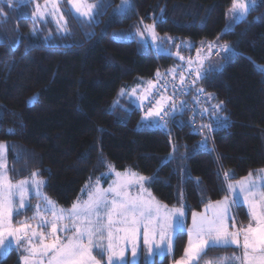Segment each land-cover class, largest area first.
Here are the masks:
<instances>
[{
  "label": "trees",
  "instance_id": "1",
  "mask_svg": "<svg viewBox=\"0 0 264 264\" xmlns=\"http://www.w3.org/2000/svg\"><path fill=\"white\" fill-rule=\"evenodd\" d=\"M89 1L106 7L100 19L86 22L65 10L61 33L50 23H41L51 31L42 32L32 21L33 0H0V141L8 145L11 180L37 172L46 181L47 196L65 207L111 163L118 171L149 177L159 202L183 204L190 213L224 198L228 181L264 169V72L254 66L264 64V0H254L230 31L223 29L232 0ZM144 24L193 44L183 51L190 55L200 41L216 37L234 50L222 69L205 65L200 71L205 78L195 76L189 91L203 89L209 106L223 102L222 110L209 111L206 120L220 116L227 126L197 134L189 110L179 108L184 101L162 126L158 117L143 120L141 105L119 98L124 87L147 80L155 84L160 70L196 72L174 67L177 58L139 40L136 32ZM34 96L38 100L30 105ZM234 213L237 227L249 220L242 205ZM186 242L187 233L177 232L173 252L152 264L181 258ZM219 257L233 258L225 264H239L234 259L239 251L232 246L207 248L198 264ZM0 264H20L16 251Z\"/></svg>",
  "mask_w": 264,
  "mask_h": 264
},
{
  "label": "snow or ice",
  "instance_id": "2",
  "mask_svg": "<svg viewBox=\"0 0 264 264\" xmlns=\"http://www.w3.org/2000/svg\"><path fill=\"white\" fill-rule=\"evenodd\" d=\"M69 3L81 17H94V5L87 4L85 0H69ZM249 9L250 4L246 3V0H232L229 11L234 14V20L239 21L246 16ZM60 19L63 20V16ZM231 28L232 24H229L227 30L230 31ZM60 30L65 31L63 27ZM145 31L151 34L155 43L157 39L155 26L146 25ZM138 35L143 39V32ZM212 46L209 45V48ZM221 47L226 52L224 59H228L227 54L234 50L227 44ZM200 51L198 50V56ZM176 55H179V52ZM180 59L184 58L181 56ZM188 63L191 65L193 61L189 60ZM189 74L191 75V72ZM172 75L175 77V71ZM205 75L199 70L196 72L197 79H204ZM157 76H160L159 71ZM192 83L195 84V81ZM180 84L182 88L185 86V77L182 73ZM153 87V82L149 81L148 88L144 90L145 94L138 96L141 106L146 101L151 103ZM199 91L202 93L203 89ZM186 93L187 90H185ZM175 94L174 88L173 96L161 95L148 108L143 119L158 117L163 122L162 126H167L168 121L164 117L170 116L174 119L177 113L175 103L171 104L170 110L166 108L169 100H175ZM130 95H136V90L133 89ZM37 100L38 96H34L28 103L31 105ZM221 105H214L211 109L212 113L222 110ZM179 108L181 110L184 108L183 102ZM208 112L209 109L206 107L201 115ZM216 121L218 126H227L218 116ZM205 128L212 130V125L202 124L201 129ZM206 142L207 137L202 144ZM2 147L0 145V148ZM167 162V160L162 161V165ZM108 170L110 173L114 172L116 176L109 188L99 187L101 178L107 175L102 174V177H97L96 186L88 192L87 200L81 201L78 197L70 209L57 210L55 201L45 196L43 208L38 203L33 216L14 222V217L21 215L22 210H30L28 200L31 189L35 190L39 198L45 182L37 179L39 175L37 172H33L30 179L12 182L7 174L6 162L0 153V251H8L15 242L17 247H22L28 254L21 257L23 264H102L105 258L107 264H127L124 246L130 244L134 258L132 264H138L135 258L138 256V240L142 235L143 246L149 256L146 264H152L151 257L171 253L173 232L183 230L180 222V218L184 215L183 204L169 209L167 205L157 201L145 187V181L149 180V177L127 169L124 173L115 171L111 164H108ZM260 171L264 172V169ZM224 175L226 180L232 179L230 173L225 172ZM252 175L249 173V177ZM136 186H139V192L133 195L132 190ZM85 187L89 186L85 185ZM227 188L229 193L233 194V199L230 201L226 195L214 205H208L213 209L210 217L201 215L197 222V213H193V227L188 230V245L184 249V256L175 261V264H198L199 259L206 254V248H227L231 245L237 248L242 246L243 264H264V191L259 192V200H257V185L255 182L249 183L248 178L237 181L236 184L228 183ZM237 188L239 195L243 196L245 203L249 206L250 222L246 228H238L235 220H230L229 217L230 206L235 203ZM261 188H264V182L261 183ZM49 213L51 220L47 219ZM32 222H35V227ZM49 225L50 232L45 231ZM68 232L71 234L67 235L66 239H62L59 235V233ZM37 237H39L38 244ZM97 248L101 252L99 258L94 254V249ZM231 259L233 258L219 257L209 264H225ZM234 259L240 258L234 257Z\"/></svg>",
  "mask_w": 264,
  "mask_h": 264
},
{
  "label": "rangeland",
  "instance_id": "3",
  "mask_svg": "<svg viewBox=\"0 0 264 264\" xmlns=\"http://www.w3.org/2000/svg\"><path fill=\"white\" fill-rule=\"evenodd\" d=\"M85 2L87 4L94 5V7H93V12L95 13L94 17H92V18L81 17L79 15V13H77L75 11V9L72 8V5L69 3V0H33V2H32V4H33V12L31 14V18H32V21L34 23H39L38 25H40L39 28H40V30L42 32H44V31L48 32L49 31L50 28L48 26L43 27V24L50 23V24L54 25V28L58 32L62 33L64 31H61L60 29H61V27H63L65 29L66 22H67V20H65V17H64V11L65 10H68L76 19L83 20V21H86V22H96L97 20L100 19L99 14H100V12H103L106 7L104 6L102 8H99L101 6V4H100V2H97V1H91L90 2L89 0H85ZM246 3L250 4V8H251L255 4V1L254 0H246ZM120 8H123V7L120 6ZM120 8L118 7L115 10L119 12ZM230 8H231V6H230ZM229 9L226 11L225 26H224L223 31H227V28H228L229 24H232V28H233L234 24L238 22V21L234 20V14L232 12H230ZM34 13H36V15H33ZM41 14H42V16H41ZM61 16H63V20L60 19ZM239 21H241V20H239ZM41 23H43V24H41ZM146 25H150V24H144L136 32L137 38L139 40H141V41H147L148 43H150L151 46L153 47V49L155 51H157L158 53L169 54V55H172L175 58H177V60L179 62L178 63L176 62L174 67L184 66L185 65V68L187 70L188 69H193V70H196V72H197V70L200 71L203 67H205V65L208 68H212V69H215V70H220V69L223 68V66H224V64L226 62V59H224V56L226 55V52L221 46L225 45V44H227L229 46V44L227 42L221 41L219 37H216L215 39H213L211 41H200L198 43L196 49L194 50L195 52L193 53L194 54V56H193V54L190 55V52H183L184 49H189L190 47L193 46V44L191 46L186 41H181V40L177 41V39L174 36H171V35H160V34H158L155 31L156 34H157V39H156V42L153 43L151 34L149 32H147V31H145V26ZM49 32H51V31H49ZM140 32H143V39H141L140 35H138V33H140ZM169 38H171V39L169 40ZM209 45H213V46L211 48H209ZM177 46H179V47H177ZM204 49H206V51ZM198 50H201L200 53H199V56H198ZM177 52H179V55H176ZM230 54L231 53H228L227 55L229 56ZM216 55H217V57H215ZM181 56L184 58L183 60L180 59ZM209 56H212V57H215V58H210ZM189 60L193 61V63L191 65H189V63H188ZM205 61H206V63H205ZM200 64H203V65H200ZM198 65H200V66H198ZM254 66L258 70L264 72V64L254 63ZM149 81H152V80L144 81V82H142V83H140L138 85L132 86V87H128V88L124 87V88H122L123 89V93H121V91L119 92V98H121V97L129 98L134 106L140 107L141 104H140V100L138 99V96L145 94L144 90L146 88H148V82ZM133 89L136 90V95H130L132 93ZM164 96H169V95L165 94ZM170 101L171 100L168 101V104L170 103ZM142 107H143L144 114H146V112L148 111V108L144 107V105ZM149 119H151V118H149ZM147 121H150V120H147ZM152 124L155 125L156 123L152 122ZM0 145L3 146L2 148H0V153H2V158L6 162V168H7V149H8V145H7L6 142H3V141H0ZM108 164H111V163H108ZM108 164H107V167L104 170V172H102L101 174H99L98 176H96L94 178H91V180H89L88 182H86L83 185L81 190L83 189L84 191L82 192L80 190L78 192V195L76 196V198L74 199L72 204L77 201L78 197L81 199V201L87 200L88 199V192L90 190H92L94 188V186H96L97 177H102V174H107V175L103 176L101 178L100 183H99V187L102 188V189L109 188V186L116 179V176H115L114 172H112V173L109 172ZM127 170H130V169H127ZM260 170L261 169H259L251 177H249V175H247V176H245V177H243V178H241L239 180L228 181V183L236 184L237 181H241L244 178H248V182L249 183H252V182L256 183V185H257V189H256L257 196H256V199L259 200V192L260 191H264V188H261V183L264 182V172H261ZM115 171H118V170L115 169ZM131 171L135 172V173H137V174H139L141 176H145V175H143L141 173H138L136 171H133V170H131ZM119 172L124 173L125 170L119 171ZM7 174H8V172H7ZM31 176H32V174L30 176H28V177H25V178L12 180V182H17L19 180H23V179H26V178L30 179ZM145 177H147V176H145ZM37 179L38 180H43L45 182L44 185L42 186V189H41V196L38 198L37 195H36L35 190L31 189V185H29V187L31 189L30 195H29V200H28V204H29L30 210H22V214L21 215L14 217V222L15 221H19V220H24V219H26V217L33 216V214L36 211V205L38 203L41 205L42 208L44 207L43 197H45V196L48 197L47 194L45 193V190H44L46 181H45V179L43 177H40V176H38ZM85 185H88L89 187L86 188ZM145 187L147 188V190L149 192H151V189H150V186H149V180L145 181ZM138 192H139V186H136L132 190V194L135 195ZM109 196H111V193H109ZM152 196L154 197L153 193H152ZM227 196L229 197L230 201L233 199V194L229 193L228 188H227ZM222 199H224V198H222ZM222 199H220V200H222ZM72 204L69 205V206H65V207L59 206V205L56 204L57 205V210H59V209L68 210V209H70L72 207ZM161 204H163V203H161ZM210 204L214 205L215 202H212V203H209V204L203 206L201 208V210L191 211L190 213H188L187 208L184 206V215H183V217L180 218V222L183 225V230L182 231L187 233V242H186L185 248L187 247L188 240H189L188 230L193 227V213L194 212L197 213V217H196L197 222H199L201 215L210 217L212 215V212H213V209L208 207V205H210ZM239 205L244 206L246 211L249 214V206H248L247 203H245L243 196L239 195L238 188H237L236 195H235V203L231 204L230 211H229L230 220L234 219L235 222H236V225H237L238 216H236V214L234 213V209H236V207L239 206ZM170 208H172V207H169V209ZM47 219L48 220L52 219L50 213H49ZM249 222H250V220H247L242 225V227L246 228L249 225ZM32 223H33V227H35V222H32ZM69 227H71L70 222H69ZM230 230H235V229H231L230 228ZM45 231L50 232V225ZM179 231H181V230H176L175 232H173V247H174L175 234L177 232H179ZM70 234H71L70 232H68V233H59V235L61 236L62 239H66V236L70 235ZM36 242H37V244L39 243V237L36 238ZM105 243H106V241H105ZM241 243H242V238H241ZM138 244H139L138 256L135 259L138 262H139V260L142 257L145 260L149 259L148 252L143 246L142 235H141V237L138 240ZM233 246L236 247L235 245H233ZM124 247H125V259L127 261V264H132L134 258L132 256L131 245L128 244V245H126ZM241 248H242V246L239 249L241 250ZM13 249L16 251V254H17V257L19 259L20 264H23V261H22L21 257L24 256V255H28V254L23 251L22 247H17L15 242L12 243V245L9 248L8 251H6V252L0 251V259L5 257ZM171 253H165L164 255H156L154 257H151V260L153 261L154 259H161L166 254L170 255ZM94 254L99 258L100 255H101L100 249L99 248L94 249ZM183 256H184V253H183L182 257ZM181 258H179L177 260H180ZM177 260H174V261L170 262L169 264H175V261H177ZM102 264H107L106 258L102 261ZM240 264H243V248H242V251H241Z\"/></svg>",
  "mask_w": 264,
  "mask_h": 264
},
{
  "label": "built area",
  "instance_id": "4",
  "mask_svg": "<svg viewBox=\"0 0 264 264\" xmlns=\"http://www.w3.org/2000/svg\"><path fill=\"white\" fill-rule=\"evenodd\" d=\"M191 72V75L189 74ZM160 76L156 78L155 84L153 89L151 90V103L147 101L144 104V107L149 108L152 104L155 103L156 99H159L161 95H169L170 97L173 96L174 88L176 89L175 100H171L169 104L166 105V108L170 110L171 104L175 103L178 105L180 101H184V107L189 110L190 118L194 126V131L197 134H201L203 131H208L209 129H201L202 124H211L212 128L218 126L216 117L212 118L211 120H206V114L201 115L203 106H207L209 104L208 100L206 99V95L201 93L200 91L196 94L189 95L190 87L192 82L195 79L196 72L189 70V71H181L175 73V77L172 75V72L169 70H160ZM183 74L185 77V86L182 88L180 84V74ZM166 89V90H165ZM185 90L187 93L185 94ZM211 105V104H210ZM213 105L207 106L209 111H211ZM212 113V111H211ZM163 115V113H162ZM169 116H165L164 119L168 120ZM194 117V122H193ZM222 121H225L222 117L218 116ZM159 122L163 124L162 121Z\"/></svg>",
  "mask_w": 264,
  "mask_h": 264
},
{
  "label": "crops",
  "instance_id": "5",
  "mask_svg": "<svg viewBox=\"0 0 264 264\" xmlns=\"http://www.w3.org/2000/svg\"><path fill=\"white\" fill-rule=\"evenodd\" d=\"M193 56H194V54H193ZM205 63H206V61H205ZM200 65H203V64H200ZM200 65H198V66H200ZM202 70V69H201ZM200 70V71H201ZM149 120H152V118L151 119H149ZM255 174V173H254ZM245 208V207H244ZM248 213V212H247ZM248 216H249V220H250V215L248 214ZM239 227H242V225H240V226H238V228ZM232 247H234L233 245H231ZM235 248H237V247H235ZM238 249V251H239V258L241 257V251H242V248H241V250L239 249V248H237ZM237 261H238V263L240 264V259H237Z\"/></svg>",
  "mask_w": 264,
  "mask_h": 264
}]
</instances>
